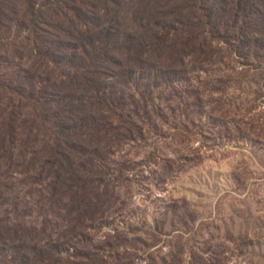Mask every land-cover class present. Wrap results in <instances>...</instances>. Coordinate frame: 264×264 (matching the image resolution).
Instances as JSON below:
<instances>
[{"label":"rangeland","instance_id":"rangeland-1","mask_svg":"<svg viewBox=\"0 0 264 264\" xmlns=\"http://www.w3.org/2000/svg\"><path fill=\"white\" fill-rule=\"evenodd\" d=\"M249 1L0 0V264H264V97L252 83L264 66L243 68L230 53L240 44L217 42L264 10ZM175 4L186 14L173 27L193 32L181 25L178 43L149 46L147 22L170 24L162 10ZM99 41L119 46L120 64L94 66L107 56ZM82 44L94 61L70 82ZM172 63L166 84H149ZM82 79L90 93H77ZM78 95L132 113L114 122L107 110L110 132L90 124L81 138L47 111ZM195 117L200 126L178 130Z\"/></svg>","mask_w":264,"mask_h":264},{"label":"trees","instance_id":"trees-1","mask_svg":"<svg viewBox=\"0 0 264 264\" xmlns=\"http://www.w3.org/2000/svg\"><path fill=\"white\" fill-rule=\"evenodd\" d=\"M252 0H250L248 2V4L251 2ZM247 4V5H248ZM34 6V5H33ZM32 7L29 8L28 10V18L33 19V17L36 14V11H32ZM255 15L256 18H253V14L251 13H247V17H245L244 19H242V25L238 26V24L233 23L232 25L230 24H226V28L223 27V33H221V35H218L219 40H217L218 43H224L227 46V49L230 47H235L237 48V44H240L239 49H233L230 50V53L233 54L239 61V63H241L243 68H250L253 66V64H258V71L259 68L264 66V10L262 7L260 6H256L255 8ZM163 13L165 15L168 16V13H171L172 16V21L170 24L165 25L160 27L158 25L157 21L151 22V25L154 27V29L152 28V26L149 24L150 21L147 22V27L151 28L154 31V42L151 43L149 46L153 47L156 44L159 45H164L168 40L173 39L174 42L178 43L180 41L179 38L174 37V35H177V31H181L182 29H180L181 25L183 28V32L186 34V32H189L187 37L190 36L191 32H193L192 27L193 24H191L190 26H187L186 23H180L178 22V24L180 25L179 28H175L173 27V23L175 21V16L177 15V17L183 18V15L186 14V12L179 8L178 5H174L172 6L170 9H164L162 10ZM231 12L232 15L234 16L235 13L237 12V9H233L231 8ZM83 16V15H82ZM78 17V16H77ZM211 17L212 15L209 16V20L207 23L208 25H210L211 22ZM79 20L81 19L80 17H78ZM180 20V19H179ZM178 20V21H179ZM232 20V19H231ZM201 22L203 21H198V24H202ZM110 30L112 32H115V29L117 30V28L115 27V24L112 23H108ZM215 27L214 25H211V29L213 30ZM237 28V32L233 33V30H235ZM109 29V28H108ZM212 30H206V31H199V36L201 38H210V44H213L214 41H211V39H216L213 36ZM202 33H207V35L205 36ZM172 35V37L170 39H167L168 35ZM184 37V35L182 36V38ZM186 37V38H187ZM186 40V39H185ZM87 44V42L85 41L84 44ZM185 43V42H184ZM66 42H58L55 47H57L59 50H61V46H65ZM84 44L79 45V47L77 48L78 50V54L81 51L82 55H78L76 57V66H75V70L72 73V75L70 76V74H68V79L69 81H74L77 79L81 80V75L84 73V71H80L81 70V64L82 63H88L90 64L91 62H93V59H89L86 58L89 56V49H92V51H94V47L91 44L90 48H86V45L84 46ZM172 43L170 41V43H168L166 45L167 50L169 51V48H171ZM80 48V49H79ZM116 48H119V46L116 47V45L114 43L108 42V41H99V45H98V49H99V55L105 51L104 54H106V58L104 60H100L97 59L96 63L94 64V66H100V65H111V66H115L120 64V60L122 58H118L116 56V52H118V50ZM245 48V49H244ZM242 49H244L242 51ZM80 50V51H79ZM117 50V51H116ZM156 51V53H159V55H161L162 53H164L166 56H168L167 53H165V51ZM193 51H195L194 49H192ZM211 52V51H210ZM95 53V51H94ZM119 53V52H118ZM209 54V53H207ZM97 55V53H96ZM157 56V57H158ZM210 55L207 56V58H209ZM243 59V60H241ZM203 60V59H202ZM204 61V60H203ZM206 61V60H205ZM182 62V60H181ZM207 62V61H206ZM211 62H216L215 59H213ZM93 68V66H92ZM164 68H169L170 70L168 71V69H164ZM177 68L176 66L173 65V63L171 65H168L167 67H156L152 70L149 71V77L150 80L149 84H152V86H156L160 83H167V81H165V79H169L170 75L169 73H173L176 74L177 73ZM185 72V71H184ZM91 74V71H90ZM97 74V70L94 68L92 71V78L93 76H95ZM258 74V73H257ZM256 77V75L254 76ZM253 77V78H254ZM91 78V81H92ZM164 79V81H160ZM83 80V79H82ZM159 80V81H158ZM91 81H87V80H83V85L80 86V90L77 92L79 93L80 91L85 92V93H90L89 89H84L83 86H91ZM70 82L66 85L63 84L64 88L67 89L66 87H71ZM253 84H255V89L253 90V94L255 95L253 98L254 99H259L262 96L264 97V76L262 75V73L260 74V80H257L256 78L252 81ZM93 88V87H92ZM48 94V93H47ZM73 98H75V96H73ZM81 96L78 95L76 96L75 99H62L61 101H58V104L55 103V107L57 105V108L54 110V107L51 105L49 106V108H47L48 113H51V117H57V116H62L60 119L62 120V122L65 124V122H71L72 125H74V130L77 129V134H79V136L82 138L83 135V129H88V126L91 124L93 131L96 133H100V132H110L109 129H106L105 124H107V120L108 118L103 115L105 113H107V110L111 111V115L114 116L113 117V121L115 122V117L116 118H125L131 115L132 110H129V112L125 111L124 108L127 106L126 103L121 102L119 99H80ZM51 99L47 100V103H50ZM40 103L39 99H34V103ZM148 99H146V101H142V106L147 108L148 106ZM88 106L90 107V112H89V116H90V123L85 122V120L82 118L86 111H85V107ZM96 114V116H94ZM137 115V114H136ZM196 116L199 118H202L201 113L199 111L196 112ZM209 116V115H208ZM119 120V119H118ZM113 121H110V123L112 124ZM9 124V122H8ZM189 124L195 125V126H200L201 124L196 123V117L195 120H190L188 121V123H182L179 124V129L180 128H185L188 129L189 128ZM97 125V126H96ZM122 124L119 123L118 126H121ZM131 125L133 126L134 124L131 122ZM1 126H4V124L1 123ZM61 128L64 129H68L69 127H66L65 125H63ZM102 128V129H101ZM113 128L115 129V127L113 126ZM134 128H137L136 125H134ZM73 130V131H74ZM51 162H54V158H51L50 160ZM59 163V162H58ZM57 163V164H58ZM74 176V175H73ZM72 176V178H73ZM70 179V178H68Z\"/></svg>","mask_w":264,"mask_h":264}]
</instances>
